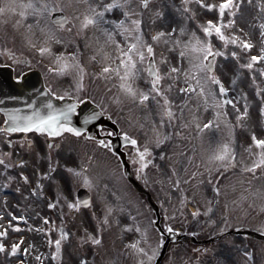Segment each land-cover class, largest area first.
<instances>
[{
    "label": "rangeland",
    "instance_id": "obj_1",
    "mask_svg": "<svg viewBox=\"0 0 264 264\" xmlns=\"http://www.w3.org/2000/svg\"><path fill=\"white\" fill-rule=\"evenodd\" d=\"M255 1L251 0L249 8L246 9L249 14L245 10L242 11V20L239 22L240 26H237V29L242 28L244 33H247V38L255 45L251 50L253 54L260 47L261 40L264 39L260 36L258 27V22L264 20V12H261L259 7L261 2ZM0 2H7V0H0ZM208 2L218 1L208 0ZM174 3L179 8L181 0H174ZM191 7L197 13V20L201 22L216 18L214 11L201 10L194 2ZM18 12L19 10L17 13L9 12L0 16V43L5 44L10 50L22 51L31 56L32 46L28 43L26 36L28 34L27 26L33 22L32 17L21 18ZM68 14L76 15L75 12ZM173 15L175 19H172L166 12L164 19L153 22L152 13L146 12L144 27L150 32L160 28L167 31L171 24L175 23L179 26L184 22L178 13ZM188 23L190 27L195 26L194 21ZM250 23L254 26L255 35L248 33L252 32L247 28ZM67 27L72 28V31L60 33L63 42H51L50 44L45 43L44 37L33 27L36 35L32 37V43L39 48L41 46L51 47L50 52L55 57V68L59 69L62 66L56 61V56L61 53L67 57L70 64L79 62L85 69L84 88L77 90L78 73L75 68L70 67L63 73L60 72L59 76L60 83L67 86L64 92L78 100L89 98L105 112L111 113L121 125L122 132L137 138L142 150L146 134L149 137L152 136L151 119L158 118L145 119L147 110L138 109L127 102L118 103L119 91L116 87V79H105L96 75L103 66L101 56L97 55L95 60H92L91 57L96 54V49L99 48L97 39L102 43L103 37L92 29L77 35V28L73 24H69ZM212 42L216 47L221 46L215 36L212 37ZM69 53H75V61L68 56ZM155 54L158 66L163 57L172 58L175 56L174 53L169 52L163 41L155 46ZM232 63L229 61L228 64H223V59L219 57L218 71L224 83L226 82L232 90V99L238 101L233 96V92L238 95L239 99H243L241 104L239 101L237 103L241 111L245 104L242 93L247 94L248 116L242 120L241 123L244 126L241 129L239 128L240 124L235 121L236 114L229 106H227V111H230V114L227 117L221 116L216 119V109L214 107L205 108L203 104L197 107L195 97L189 100L186 106L183 105L181 102L187 97L178 92L179 87L185 86L184 77L181 76L173 83L172 90L168 94L169 98L174 101L173 109L177 119L173 121V126L166 125L163 132L169 134L171 139L166 140L159 148L151 146L152 152L146 157V167L144 168L140 166L138 154L131 156L130 162L133 161L131 168L134 176L150 192L153 202L160 208L161 225L166 232H169L168 229H179L187 236L208 239L226 232L232 227L246 225L252 230L259 229L260 225L264 224V197L251 195L253 190L264 187V174H258L256 178H253L251 174L242 172L240 163L241 160L245 163L249 162L248 153L244 149L251 143V133L255 132L258 135L261 132V137L264 136V131H262L264 115L259 111L260 107L264 105V101L255 95L251 81L247 78L248 73L245 72L235 84H232L234 78V73L230 70ZM169 82L166 80L165 84ZM260 86L264 88V83ZM179 108H183L182 117ZM193 116L196 117L195 120L192 118ZM208 120H213L214 126L203 129V124H206ZM197 123L201 124V129H197ZM141 124L144 127H140ZM183 124H187L188 127H183ZM218 124L225 126L223 128ZM238 128L243 132L239 140L236 133ZM230 133L235 137L233 146L236 151L237 166L225 171L223 168H218L215 163H209L207 158L219 144L226 141L231 143ZM65 138L67 140H64V149L60 152L49 149L48 143L42 140L38 141L40 148L35 147L32 151L27 150L29 148L24 145L20 153L23 151L26 156L24 159H18V162L24 161V163L15 167L12 165L13 156H11L14 150L4 147V152H9L10 155L9 159H5V166H0L2 174L0 176V214H2L0 215V231H5L7 234L0 238L4 239L8 248L0 252V264H46L47 260L49 263L52 262L51 253L55 251V244L50 232L55 224H60V221L53 212H47L48 207L44 198H50V194L51 196L56 195L58 188H63L62 191H69L71 196L68 203H76L73 199L76 191L75 183L71 181L65 170L67 166H75L77 163V154L69 155L71 148L79 149V156L92 157L89 172V178L93 182L92 186H85L83 180H80L78 184L84 185L92 192L93 203L99 209H93V212L103 211L104 204L114 206L111 213L113 221L119 220L121 224L131 223L132 221L128 219L131 215L136 218V223L148 228L147 236L153 246L158 240H162L160 247L156 249V255L150 262V264H154L161 251L164 237L155 226V212L146 197L136 192L128 182L119 158L112 153L109 147L102 148L95 141L85 143V140ZM226 138L228 139L226 140ZM161 152L164 153L163 159L160 157ZM188 157H192V159L189 160ZM148 161L151 163H147ZM49 164L53 165L55 171L45 176L44 173L49 172ZM172 168L176 169V175L172 173ZM193 172H196L197 175L192 180H188ZM21 173L27 177V183L18 179L22 176ZM177 177L181 180V184L179 187H173ZM184 181L188 182L184 183ZM248 181L251 182V188H249ZM40 183H43L44 190L47 191L44 195L39 192ZM214 186L220 188L219 196L214 193ZM245 195L247 199H242V196ZM209 208L211 211H208ZM197 210L198 213L194 216L193 213ZM21 216L26 219L31 216L29 223L17 225L16 217ZM149 220L152 221L151 225L148 223ZM121 224L113 222L112 226L103 233V243L97 249V256L102 254L101 248L103 249L104 244H107L108 261L100 263L108 264L111 261V264H134L136 257L129 254L124 246L136 234L123 232ZM91 225H96V221L92 219V213L81 215L76 222L78 227L73 230L75 237H79L78 232L81 227L84 228V231L87 228L88 232H92ZM67 241L69 244L62 241L61 248H63L64 258L69 264H78L81 254L78 240L73 237L72 239L68 238ZM12 244L20 245L15 254H11ZM112 244L116 257L115 263L110 254L111 252L114 256L110 247ZM141 246H144L143 243ZM25 249L27 252L24 251ZM245 251L251 252L253 255L245 257ZM39 254H44V257L40 258L45 261L36 259ZM21 255L25 258L23 262L16 259ZM118 258H120L119 262ZM93 262L96 264L94 258L92 261L89 260V264H93ZM145 264H149V262L145 261ZM162 264H264V242L246 236L230 235L215 243L204 245L202 249L198 250L197 245L179 241L170 246Z\"/></svg>",
    "mask_w": 264,
    "mask_h": 264
},
{
    "label": "snow or ice",
    "instance_id": "obj_2",
    "mask_svg": "<svg viewBox=\"0 0 264 264\" xmlns=\"http://www.w3.org/2000/svg\"><path fill=\"white\" fill-rule=\"evenodd\" d=\"M245 2L251 3V0H218V3L208 2V0H195V4L201 10L215 12V19H206L203 22L197 20V13L191 7L192 0H181L179 8L176 7L174 0H7L0 2V16L5 13H17L21 18L32 17V24L27 26L28 34L26 39L32 47V37L36 35L33 27L44 37L47 44L51 42L62 43L61 32H71L72 28L67 27L73 24L77 28V35L92 29L103 37V41L97 39L99 48L96 49L91 59L95 60L97 55L101 56L102 67L96 75L105 79H116V87L119 91L117 97L118 103L127 102L138 109H145V119H151L152 136L146 134L144 144L138 146V140L129 136L126 132L122 133L124 139L135 146L134 151L138 154L141 168L146 167V157L151 155L152 145L159 148L166 140L171 139L169 134H165V126H173V121L177 119L174 115V101L169 98L173 83L184 77V87H179L178 92L184 94L187 99L181 103L187 105L188 101L195 97L197 107L201 104L205 108L214 107L216 109L215 118L221 116L227 117V106L231 105L238 113L235 121L244 126L241 122L248 116L247 94L242 93L245 100L243 110L237 108L238 103L235 99H228L229 88L217 75V57L223 59V64L232 61L230 67L234 73L232 84L248 73V79L254 93L261 101H264V88L260 85L264 83V39L260 42V47L253 54L251 50L255 47L253 42L247 38L242 28L237 29L236 17L240 14L241 6ZM259 3V0H258ZM261 12H264V3H260ZM75 12V16L68 13ZM151 12L153 22L162 20L166 17V12L175 19L174 13H178L183 18V23L177 26L171 24L170 28L165 31L163 28L148 31L144 27L145 13ZM59 13V15H54ZM190 21L195 22L194 27H190ZM19 23V21H17ZM260 36L264 38V20L258 22ZM215 36L220 47L212 42ZM119 37V39H118ZM163 41L170 53H174L172 58L163 57L157 64L155 46ZM40 53L50 52V47H40ZM115 53V55H113ZM68 56L75 61V53H69ZM244 62H241V61ZM56 61L62 66L54 69L63 73L70 67L75 68L78 73L77 90L84 88L85 69L79 62L70 64L63 53L56 56ZM170 81L165 84V81ZM56 96L55 92L51 93ZM64 99L63 96L60 97ZM81 103L78 99L74 103L65 104L63 108L54 107L51 100H48L42 107L47 114L39 110H34L31 114L20 116L18 111L9 113V119L5 121L7 127L0 129L3 132H35L47 134L48 137H61L63 133L72 134L75 138H81L83 129L73 126L71 123L72 113L76 109V104ZM31 107V106H29ZM183 116V108L178 109ZM264 115V105L259 109ZM194 120L196 117H192ZM96 119V113L92 112L85 116V122ZM183 127H188L183 124ZM213 120H208L203 124V129L212 127ZM218 127V125H215ZM140 127H144L143 124ZM197 129H201V124H196ZM264 131V129H262ZM179 135V133H177ZM95 137H87L85 143L89 140H95ZM230 142L219 144L208 156L209 163H215L218 168L229 171L237 166V156L234 142V134L230 133ZM101 147H108L103 139L96 140ZM54 145L49 143L51 149ZM248 153L249 162L240 161L242 172L249 173L253 178L258 174H264V136L258 137L255 132L251 133V143L244 149ZM77 154V163L75 166H67L66 172L73 183H79L83 180L85 186L91 187L93 182L89 178L92 157L79 156V149L71 148L69 155ZM86 155V154H85ZM161 159L164 153H160ZM51 158V156H49ZM189 160L192 157H188ZM3 161H0L2 164ZM21 164L24 161H20ZM147 163H151L148 161ZM58 164V161H57ZM11 167V165H9ZM55 171L52 164H49V172L44 175L48 176ZM172 173L176 175V169L172 168ZM211 174V173H209ZM23 176V174L21 173ZM197 175L193 172L188 180H192ZM27 180V177H24ZM188 181H184L187 183ZM202 183V181H201ZM181 180L179 177L173 183V187H179ZM249 188L251 182L248 181ZM214 193L219 196L220 188L214 186ZM251 195L264 197V187L253 190ZM247 199V196H242ZM54 207L53 204L48 205ZM70 209H77L79 204L68 203ZM114 206L103 205V214L100 216L92 232L85 230V236L81 237L83 243H90L92 246H102L103 233L112 223L121 224L119 220L113 221L111 213ZM208 211H211L209 208ZM194 212L193 215H197ZM2 215V214H0ZM95 216V214H93ZM23 220L24 217H16ZM131 223L124 222L121 224L123 232H134L136 236L125 244V249L133 257H136L134 264H149L156 255V249L160 247L162 240H158L155 246L148 239V228L142 227L136 223V218L129 215ZM11 223V222H9ZM149 225L152 221L149 220ZM18 228V226H16ZM171 231L172 229H168ZM259 231H264V224H261ZM5 231H0V236H5ZM69 233L61 229L60 238L54 241L55 251L51 253L53 259L61 255L62 241L67 239ZM51 243V242H50ZM143 243L144 246H141ZM20 247L19 244L11 245V254H15ZM5 245L0 243V251H3ZM27 252V249L24 250ZM251 252L245 251V257H251ZM78 264H89V260L80 258ZM94 264V262H93ZM111 264V262H108Z\"/></svg>",
    "mask_w": 264,
    "mask_h": 264
},
{
    "label": "flooded vegetation",
    "instance_id": "obj_3",
    "mask_svg": "<svg viewBox=\"0 0 264 264\" xmlns=\"http://www.w3.org/2000/svg\"><path fill=\"white\" fill-rule=\"evenodd\" d=\"M256 1H258V0H256ZM259 2L264 3V0H259ZM249 5L250 4L247 2L242 4L241 11H244V10L248 11L246 9L249 8ZM36 53H38V51ZM8 59L10 61H12V64H14L15 66H18V65L27 66L26 71L30 70V69L31 70L32 69L40 70L42 72L43 76L45 77L47 87L52 92H55L57 95H58V93L63 92L64 86L61 85L60 83H57L58 81H55V79H54V73H53L54 62H53L52 57L50 55L45 54V53L41 54L40 56L35 55L34 63H32L31 61H26L25 59L22 58V56H17V59H14L10 53H8ZM233 96L236 99H238L240 104L243 102V99H239L238 95L235 92H233ZM228 106L231 108V110L236 115H238V113L233 109V107L231 105H228ZM238 106L239 105L237 104L236 107H238ZM227 112L229 115L230 111H227ZM1 119H2V115H0V129H2ZM236 127H238V124H236ZM239 128H242V126H239ZM260 133L261 132H259V134ZM100 135L104 141L107 140V138L109 136H111L110 133L105 129L101 130ZM5 137H6L5 132L0 131V155L6 154V152H4V150H3V144H6L5 139H3ZM11 137H13V135H11ZM16 138L22 140L21 144H24L25 140L27 139V136L26 135L24 136L23 134H17ZM2 139H3V142H2ZM13 145L11 142H7V146L11 147ZM127 150H129V147H127ZM132 154H133V156H135L137 154L134 151V149L132 151ZM16 155H19V156L21 155V157L24 156L23 152L20 153V151L17 150L11 155V156H13L12 159L16 158ZM38 188L40 190H42L44 188L43 183H40ZM62 189H58L56 191V195L51 196L52 197V204L54 205V207L49 208L47 210V212H50V211L53 212L56 215V218L60 221L59 225L55 224V226L53 227L54 232H56L58 235H60V231H61V229H63L64 231H67L69 233L68 238L72 239L74 237L75 239L78 240V246L81 249L80 258H83V252L82 251L85 249V244L82 242L80 236L78 238H76L74 236L73 230H75L78 227V226H76V222L79 219V217L81 215H85V214H84V212L80 211V210H83L80 206L77 209H70L68 207V202L71 200V196L69 194V191H67V190L62 191ZM28 218H31V216H29ZM69 230H72V231H69ZM68 238L63 240L66 244H69V241H67ZM41 256L44 257V254L37 255L36 259H38ZM16 259H18V261L25 260V258L22 255ZM47 264H69V262H67V260L61 254L58 257V259H52V262L47 263Z\"/></svg>",
    "mask_w": 264,
    "mask_h": 264
},
{
    "label": "water",
    "instance_id": "obj_4",
    "mask_svg": "<svg viewBox=\"0 0 264 264\" xmlns=\"http://www.w3.org/2000/svg\"><path fill=\"white\" fill-rule=\"evenodd\" d=\"M54 15H59V13H55ZM29 80H32V78H31V76L30 75H28L25 79H24V83H25V87H26V90H27V93H29L28 95L31 97V98H33L34 97V93H35V90H33L32 92H30V90H29V86H27L26 85V83L29 81ZM16 86V85H15ZM17 90L18 91H20V88H19V86H17ZM38 97H39V99H36V100H40V99H44V98H42V97H40V93H38ZM35 99V98H34ZM48 100H51L52 101V103H53V101H54V103L55 104H53L54 105V107H56V108H63V106L65 105V104H70V103H74L73 101H62V102H59L58 103V101H55V100H53L51 97H48V98H46V99H44V100H42V102H41V104L42 105H44ZM35 101V100H34ZM39 104V103H38ZM31 106H35L36 104L35 103H32V104H30ZM34 110H39L40 112H42L43 114H47V112H46V110L44 111L42 108H40V107H38V106H36L35 108H34ZM34 110H29V111H24L20 116H26V115H29V114H31ZM9 118V117H8ZM84 118H85V116H84V114H82V111H81V113H80V117L78 118L79 120H74L73 119V116H72V119H71V123L73 124V126H76V127H81L82 129H83V131L85 130V127H87L86 125L88 124V121L87 122H85V120H84ZM120 142H127V141H124L123 139H120ZM115 145V144H114ZM117 148H118V146L117 145H115ZM81 193H83V196H85V197H89V195H88V193L85 191V190H82L81 192H80V194ZM175 239V238H174ZM164 252H165V250L163 251V254H164ZM162 254V255H163Z\"/></svg>",
    "mask_w": 264,
    "mask_h": 264
}]
</instances>
